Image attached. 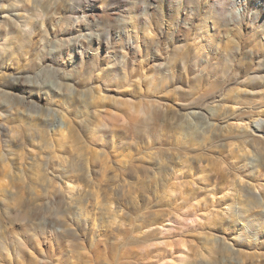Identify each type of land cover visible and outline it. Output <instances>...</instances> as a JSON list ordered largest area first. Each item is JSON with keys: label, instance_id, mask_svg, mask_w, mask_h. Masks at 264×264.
Masks as SVG:
<instances>
[{"label": "rangeland", "instance_id": "rangeland-1", "mask_svg": "<svg viewBox=\"0 0 264 264\" xmlns=\"http://www.w3.org/2000/svg\"><path fill=\"white\" fill-rule=\"evenodd\" d=\"M263 211L264 0H0V264H264Z\"/></svg>", "mask_w": 264, "mask_h": 264}, {"label": "bare ground", "instance_id": "bare-ground-1", "mask_svg": "<svg viewBox=\"0 0 264 264\" xmlns=\"http://www.w3.org/2000/svg\"><path fill=\"white\" fill-rule=\"evenodd\" d=\"M229 18V17H228ZM231 19V18H230ZM63 131H64V129H63ZM62 131V132H63ZM262 131V127L259 125V124H257V126H255V129H254V132H261ZM253 132V133H254ZM257 198V197H256ZM259 199V198H258ZM256 201H257V199H256ZM258 202V201H257ZM252 203V202H251ZM259 203V202H258ZM258 205V204H257ZM253 206H254V204H253ZM259 207H263L262 205H259ZM259 210V209H258ZM253 212V211H252ZM260 213H264V211L263 212H260ZM253 214V213H252ZM258 214V213H257ZM224 251H227V249L224 247V248H222V249H220L219 250V252H224Z\"/></svg>", "mask_w": 264, "mask_h": 264}]
</instances>
